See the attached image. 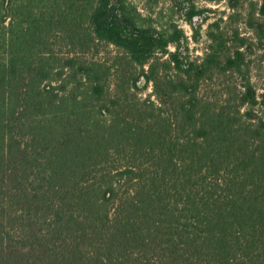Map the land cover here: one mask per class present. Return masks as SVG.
Returning <instances> with one entry per match:
<instances>
[{"label":"trees","instance_id":"16d2710c","mask_svg":"<svg viewBox=\"0 0 264 264\" xmlns=\"http://www.w3.org/2000/svg\"><path fill=\"white\" fill-rule=\"evenodd\" d=\"M183 35L124 0H0V264H264L248 38L211 27L192 58Z\"/></svg>","mask_w":264,"mask_h":264},{"label":"rangeland","instance_id":"374dc122","mask_svg":"<svg viewBox=\"0 0 264 264\" xmlns=\"http://www.w3.org/2000/svg\"><path fill=\"white\" fill-rule=\"evenodd\" d=\"M127 2L134 17L143 26H151L158 30L174 31L175 28L183 31L181 50L192 58L202 57L206 52L209 40L208 33L211 27L228 31L230 34L238 31L248 38L246 59L250 65L252 83L257 91L259 104L253 111L254 118H264V34L251 30L247 26L246 16L252 3L259 0H124ZM194 6L202 13L194 18L193 24L186 21V12ZM264 24V19L259 20ZM173 51V46L170 47ZM118 50L114 47H104L96 60L112 66L116 61ZM113 82V78L111 83ZM144 87V81L140 83ZM213 96L220 97L222 87L215 81L210 88ZM138 97L141 100L156 101L153 86L149 84Z\"/></svg>","mask_w":264,"mask_h":264}]
</instances>
